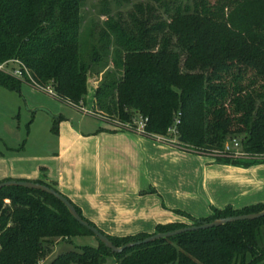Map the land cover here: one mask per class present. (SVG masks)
<instances>
[{
    "label": "trees",
    "instance_id": "obj_1",
    "mask_svg": "<svg viewBox=\"0 0 264 264\" xmlns=\"http://www.w3.org/2000/svg\"><path fill=\"white\" fill-rule=\"evenodd\" d=\"M84 1L0 0V65L19 60L37 85H50L56 98L81 109L90 98V75L100 74L95 69H105L110 58L113 70L104 71L91 94L93 115L127 124L139 114L147 119L145 136L170 137L168 130L180 114L176 131L184 150L210 156L220 165L264 164V0H147L134 4L126 18L120 13L107 16L99 40L87 49L81 39ZM24 84L0 72V86L20 93ZM60 120L54 118L53 131ZM233 138L246 157L225 150ZM263 210L262 204L241 210L212 208L211 216L199 219L175 213L199 225ZM187 226L157 225L152 234L126 237L98 230L121 247ZM85 236L93 234L54 197L21 187L0 190V264H39L56 240ZM109 260L264 264V217L184 233L121 254L97 240L95 247L56 254L46 264Z\"/></svg>",
    "mask_w": 264,
    "mask_h": 264
},
{
    "label": "crops",
    "instance_id": "obj_2",
    "mask_svg": "<svg viewBox=\"0 0 264 264\" xmlns=\"http://www.w3.org/2000/svg\"><path fill=\"white\" fill-rule=\"evenodd\" d=\"M17 93L0 86V109L12 112ZM34 106H38L35 112H48L44 105ZM56 113L61 120L55 134L41 137L53 138L43 156H29L28 147L22 149L19 140L13 139L20 135H5L0 125V183L49 184L106 235L152 234L157 225L169 223L191 225L176 210L199 219L211 216L212 208L264 205V164L220 165L168 139L121 130L105 120L74 123L71 116ZM55 246L39 264L58 252Z\"/></svg>",
    "mask_w": 264,
    "mask_h": 264
},
{
    "label": "rangeland",
    "instance_id": "obj_3",
    "mask_svg": "<svg viewBox=\"0 0 264 264\" xmlns=\"http://www.w3.org/2000/svg\"><path fill=\"white\" fill-rule=\"evenodd\" d=\"M140 2H147V0H85L84 6L81 11L82 16V33L81 39L86 45L85 49L91 44H95L99 40V34L103 23L106 21L107 16H113L117 18V14H121L126 18L129 11L132 10L134 4ZM93 34V35H91ZM96 71H101L100 74L90 75L89 77V101L82 105V108L72 107L63 100H59L55 97L54 92L51 90L41 92L32 84H24L20 93H17V100L12 101L9 110L0 109V125H4L5 135L18 134L20 138H13L14 141L19 140L22 149H27L29 156H43V150L49 147V140L53 138H41L43 134L52 136L55 134L53 131V121L56 118V114H64L71 116L73 122L76 123L78 119H83L84 124L92 123H111L112 120L102 119L96 115L90 114L94 112L93 107L88 105L91 102L94 89H96L102 80L105 70H113V65L108 58V65L105 69L97 67ZM50 87V85H47ZM34 105H41L46 107L48 112H35L36 107ZM14 112V113H13ZM76 119H75V118ZM105 120V121H104ZM115 122V121H114ZM131 123V122H129ZM118 125V124H113ZM33 126V127H32ZM31 128L34 129L32 138H29ZM233 142H239L238 139H230L228 144ZM21 149V150H22ZM207 156V155H206ZM203 157V156H202ZM210 157V156H209ZM208 158V157H207ZM211 158V157H210ZM57 241V242H56ZM53 244L55 246L56 254L64 253L66 251L77 250L78 247L88 245L97 246V240L94 236L75 237L70 242L66 240H56ZM52 247V248H53ZM58 248V249H57ZM52 252V251H51ZM51 254V253H50ZM54 254L52 257H54ZM109 260L107 264H111Z\"/></svg>",
    "mask_w": 264,
    "mask_h": 264
},
{
    "label": "water",
    "instance_id": "obj_4",
    "mask_svg": "<svg viewBox=\"0 0 264 264\" xmlns=\"http://www.w3.org/2000/svg\"><path fill=\"white\" fill-rule=\"evenodd\" d=\"M178 142H183V139L179 138ZM9 187H21V188H26V189H31V190H36L40 191L43 193H46L52 197H54L56 200L61 202L65 208L68 210L70 216L82 227L86 228L88 231H90L97 240L103 244L107 249H109L112 253L114 254H121L124 250L135 247V246H140L144 244H149L153 243L157 240L161 239H167L171 238L174 236H178L184 233H189V232H195V231H200V230H206L214 227H220L224 224L228 223H234L238 221H246V220H256L259 218L264 217V210L262 212L256 213V214H248V215H240V216H235V217H228V218H223V219H217L214 220L210 223H202L199 225H189L185 228L168 232V233H162V234H154L142 241H138L135 243H128L125 244L121 247H115L109 239L104 236L98 229H96L93 226H90L86 221H84L76 212L72 204L60 193L55 191L54 189L42 185L39 183H34L31 181H16V180H10V181H5L0 183V190L4 188H9Z\"/></svg>",
    "mask_w": 264,
    "mask_h": 264
},
{
    "label": "built area",
    "instance_id": "obj_5",
    "mask_svg": "<svg viewBox=\"0 0 264 264\" xmlns=\"http://www.w3.org/2000/svg\"><path fill=\"white\" fill-rule=\"evenodd\" d=\"M0 72L9 74L10 76H12V77H14L20 81H23L24 83H27L29 85L31 83L33 87H35L36 89H38L41 92H46L49 90H51L53 92V89L51 87H45L44 88V87L37 85L31 79V76L28 73L26 66L22 62H20L19 60H14L12 62L1 64L0 65ZM90 114H93V113H90ZM179 115L180 114H178V118L175 120L173 127L168 130L170 137H159V136H157L154 138H159V139H164V140L168 139L169 142H171L175 145H178L176 127L179 124ZM146 122H147V119L145 117L137 114L134 116L131 123L120 124V123L112 122V124H118L115 126L121 130H129V131L135 132V133L140 134V135H145ZM225 150L226 151L233 150L235 152L234 153L235 157H246L245 154L240 152V146H239L238 142H233L231 145H227ZM262 158H264V155L262 156Z\"/></svg>",
    "mask_w": 264,
    "mask_h": 264
}]
</instances>
